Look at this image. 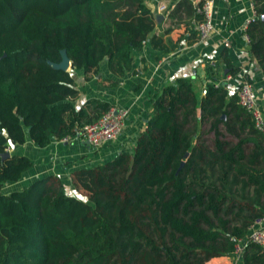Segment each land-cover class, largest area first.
I'll use <instances>...</instances> for the list:
<instances>
[{"label": "trees", "instance_id": "16d2710c", "mask_svg": "<svg viewBox=\"0 0 264 264\" xmlns=\"http://www.w3.org/2000/svg\"><path fill=\"white\" fill-rule=\"evenodd\" d=\"M202 1L176 0L167 14L182 21L188 42L197 37ZM250 2L254 16L242 32L264 72V0ZM154 19L145 0H0V154L26 135L38 147L81 136L109 103L89 97L76 107L71 70L88 80L104 59L112 74L129 71L145 41L162 48ZM61 50L69 69L49 64ZM204 88L197 96L190 77L176 76L147 94L149 113L132 146L72 171L85 199L51 174L2 191L33 162L0 155V264H204L230 254L264 215V134L234 91L212 80ZM204 121L210 145L201 137ZM240 258L264 264V246L247 242Z\"/></svg>", "mask_w": 264, "mask_h": 264}, {"label": "crops", "instance_id": "0c3cea01", "mask_svg": "<svg viewBox=\"0 0 264 264\" xmlns=\"http://www.w3.org/2000/svg\"><path fill=\"white\" fill-rule=\"evenodd\" d=\"M175 1L145 0L155 17L153 32L161 35L155 36L154 40L159 41L162 48L145 41L135 51L129 71L122 75L112 74L107 70L104 59L98 72L88 80L82 79L80 69L71 70L77 88L73 98L76 107L85 99L94 97L107 101L109 106L127 109L124 126L118 136L99 148H93L82 135L65 141L52 140L43 147L36 146L26 135L23 143L8 146L9 152L25 154L33 162L19 179L10 181L12 188L51 174L56 175L64 186L75 190L70 178L72 171L107 160L120 150H128L149 113L146 95L158 91L176 76L190 77L193 84L198 85L197 96H200L201 87L211 80L215 85L226 86L228 92H235L238 82L245 75L255 88L264 116V72L249 55L247 39L242 32V24L254 16L250 0H212L211 33L204 39L196 37L190 42L182 21L173 24L167 15ZM159 3L165 5V10L158 11ZM167 26L170 28L163 32ZM167 39L175 45L172 47ZM165 46L167 50L163 49ZM230 66L236 67V70L229 72ZM204 264H241V258L231 252L211 256Z\"/></svg>", "mask_w": 264, "mask_h": 264}, {"label": "built area", "instance_id": "2783aa9c", "mask_svg": "<svg viewBox=\"0 0 264 264\" xmlns=\"http://www.w3.org/2000/svg\"><path fill=\"white\" fill-rule=\"evenodd\" d=\"M212 2V0H203L195 8L202 16V19L194 24L197 30L198 40L206 38L213 29L211 23ZM157 8L158 11H163L165 10V5L159 3ZM250 19H247L242 24V31ZM243 35L247 39L244 33ZM200 92H205L204 86L201 87ZM235 94L237 102L250 114L255 128L264 134V116L257 102L256 91L251 81L245 75L238 82L235 88ZM126 114L127 109L125 107L109 106L94 120L84 123L81 134L91 147L99 148L103 144L113 141L118 136L124 126ZM61 139L66 140L68 137L63 136ZM247 242H254L264 246V215L254 217L247 226V231L244 236L235 239L232 253L236 257H239Z\"/></svg>", "mask_w": 264, "mask_h": 264}, {"label": "rangeland", "instance_id": "374dc122", "mask_svg": "<svg viewBox=\"0 0 264 264\" xmlns=\"http://www.w3.org/2000/svg\"><path fill=\"white\" fill-rule=\"evenodd\" d=\"M195 86L197 87L198 85H195ZM218 127H219V130L221 131L222 136H224V138H226L228 141H233L234 140L233 136L225 133L224 128H223V126L221 124H219ZM200 129H201V137L204 139V142L207 143L208 145H210L211 142H212L213 136H212V132L208 128V122L207 121L202 122L201 126H200ZM60 140H62V139L60 138ZM63 141H65V140H63ZM7 150H8V147H7ZM8 152H9V150H8ZM64 187H65V190L67 192H71V193L76 192V190H73L68 185H66ZM10 188H12V186L10 185V182H5L1 186V190L4 191V192H8L10 190ZM77 196L81 197L82 199H85V196H83V194L77 193Z\"/></svg>", "mask_w": 264, "mask_h": 264}, {"label": "water", "instance_id": "95a60500", "mask_svg": "<svg viewBox=\"0 0 264 264\" xmlns=\"http://www.w3.org/2000/svg\"><path fill=\"white\" fill-rule=\"evenodd\" d=\"M259 18L264 22V14H260ZM49 64L54 68H60V69H66V67H69V58L65 54L63 50H61V59L58 62H49ZM9 154L8 150L1 153V157L7 156ZM187 152L183 153V156H186ZM182 162V160H181Z\"/></svg>", "mask_w": 264, "mask_h": 264}]
</instances>
